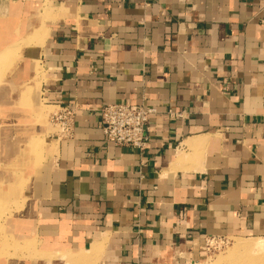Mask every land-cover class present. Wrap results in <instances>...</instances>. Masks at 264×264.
I'll return each instance as SVG.
<instances>
[{
    "label": "crops",
    "instance_id": "1",
    "mask_svg": "<svg viewBox=\"0 0 264 264\" xmlns=\"http://www.w3.org/2000/svg\"><path fill=\"white\" fill-rule=\"evenodd\" d=\"M33 3L38 35L23 17L0 52L21 45L23 70L39 62L49 101L75 115L71 137L20 135L44 142L17 238L67 255L103 241L101 264H179L206 237L264 236V0ZM117 102L156 109L142 153L105 141L97 111Z\"/></svg>",
    "mask_w": 264,
    "mask_h": 264
},
{
    "label": "rangeland",
    "instance_id": "2",
    "mask_svg": "<svg viewBox=\"0 0 264 264\" xmlns=\"http://www.w3.org/2000/svg\"><path fill=\"white\" fill-rule=\"evenodd\" d=\"M21 2L32 6L28 16L17 11ZM33 2L34 0H0V31L14 27V39L22 40L20 27L23 17H28L33 23L41 21L39 5L35 7ZM37 22L28 29L29 33L33 31L38 35L39 30H35L33 26ZM27 41L28 38L25 42ZM20 49L21 45L13 44L0 52V264H101L102 256L99 251L103 248V241L93 243L90 249H82L80 253L67 255L63 252L39 251L41 249H37L35 239L17 238L19 231H16L15 217H19L17 215L22 212V201L17 196L30 183L33 167L41 159L44 142V135L40 132L29 136L20 135L34 130H44L45 136L51 133L53 128L50 125V115L57 109L48 99L47 88L42 85L43 81L46 83V79L39 62L35 65L33 75L26 68L24 70L28 73L24 74L30 76L23 77ZM8 138L14 139L7 140ZM8 141L11 142L7 143ZM18 152H22V155ZM10 179L14 180L9 183ZM22 193L23 190L20 196ZM220 238L218 245H212L208 249L204 245L202 252L185 254L186 260L179 264H230L244 255L250 260L244 261L245 263L241 261V264L264 263V252L241 251L242 255L239 254V257L240 251L235 249L238 243L264 240V236L235 233Z\"/></svg>",
    "mask_w": 264,
    "mask_h": 264
},
{
    "label": "built area",
    "instance_id": "3",
    "mask_svg": "<svg viewBox=\"0 0 264 264\" xmlns=\"http://www.w3.org/2000/svg\"><path fill=\"white\" fill-rule=\"evenodd\" d=\"M100 128L105 141L113 145L129 147L140 153L145 150L150 117L156 109L145 103H109L98 109ZM171 114V111H168ZM75 109L58 106L50 115L51 132L57 138L71 137L73 134ZM221 238L206 237V249L218 245Z\"/></svg>",
    "mask_w": 264,
    "mask_h": 264
},
{
    "label": "bare ground",
    "instance_id": "4",
    "mask_svg": "<svg viewBox=\"0 0 264 264\" xmlns=\"http://www.w3.org/2000/svg\"><path fill=\"white\" fill-rule=\"evenodd\" d=\"M236 244V243H235ZM234 244V246H235ZM237 250H239L240 252L238 253V256L239 254H241V251H244V253H247V251L251 252V250H256L254 252H264V240L263 239H257V240H251V241H244V242H241V243H238L236 246H235ZM237 252V251H236ZM243 253V252H242ZM253 253V252H252ZM236 254V253H235ZM245 256V255H244ZM242 256V257H244ZM235 257V256H234ZM240 257V256H239ZM242 257L241 258H238V259H235V262H230V264H241V261H243L242 263H245L244 261L246 260H250L248 257H244L245 259L242 260ZM250 257V256H249ZM256 257V256H255ZM263 259V258H262ZM216 259H214L213 261H215ZM252 260V259H251ZM256 260V259H255ZM232 261V260H231ZM262 261V260H261ZM216 262V261H215ZM255 262V261H254ZM251 263V262H250ZM249 263V264H250ZM247 264V263H246ZM253 264V263H252ZM256 264H259V263H256ZM261 264V263H260ZM264 264V263H263Z\"/></svg>",
    "mask_w": 264,
    "mask_h": 264
}]
</instances>
